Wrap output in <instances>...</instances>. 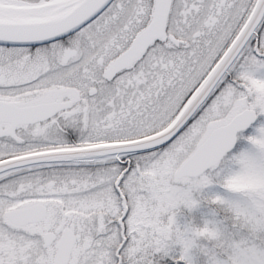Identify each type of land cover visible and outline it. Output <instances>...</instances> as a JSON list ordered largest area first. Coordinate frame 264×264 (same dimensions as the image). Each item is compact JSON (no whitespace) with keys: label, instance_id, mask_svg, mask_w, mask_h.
Returning <instances> with one entry per match:
<instances>
[{"label":"snow or ice","instance_id":"6c2138e0","mask_svg":"<svg viewBox=\"0 0 264 264\" xmlns=\"http://www.w3.org/2000/svg\"><path fill=\"white\" fill-rule=\"evenodd\" d=\"M0 264H264V0H0Z\"/></svg>","mask_w":264,"mask_h":264}]
</instances>
